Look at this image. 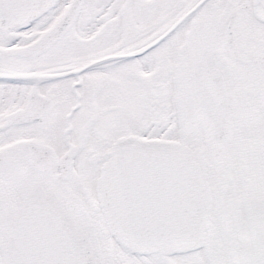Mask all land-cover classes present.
I'll list each match as a JSON object with an SVG mask.
<instances>
[{
  "label": "snow or ice",
  "instance_id": "obj_1",
  "mask_svg": "<svg viewBox=\"0 0 264 264\" xmlns=\"http://www.w3.org/2000/svg\"><path fill=\"white\" fill-rule=\"evenodd\" d=\"M0 264H264V0H0Z\"/></svg>",
  "mask_w": 264,
  "mask_h": 264
}]
</instances>
